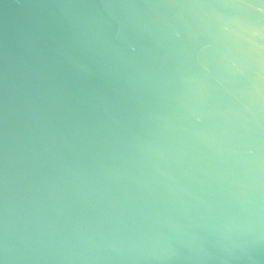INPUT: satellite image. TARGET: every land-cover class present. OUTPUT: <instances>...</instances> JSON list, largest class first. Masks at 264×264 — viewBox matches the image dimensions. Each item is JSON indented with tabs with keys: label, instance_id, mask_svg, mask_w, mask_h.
<instances>
[{
	"label": "water",
	"instance_id": "obj_1",
	"mask_svg": "<svg viewBox=\"0 0 264 264\" xmlns=\"http://www.w3.org/2000/svg\"><path fill=\"white\" fill-rule=\"evenodd\" d=\"M0 264H264V0H0Z\"/></svg>",
	"mask_w": 264,
	"mask_h": 264
}]
</instances>
